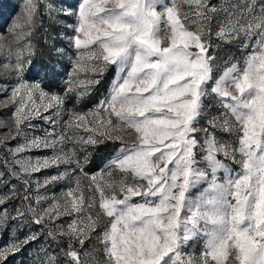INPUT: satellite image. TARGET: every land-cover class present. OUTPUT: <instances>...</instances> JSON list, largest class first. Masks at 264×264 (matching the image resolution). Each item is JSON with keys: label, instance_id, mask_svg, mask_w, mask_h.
I'll return each mask as SVG.
<instances>
[{"label": "snow or ice", "instance_id": "snow-or-ice-1", "mask_svg": "<svg viewBox=\"0 0 264 264\" xmlns=\"http://www.w3.org/2000/svg\"><path fill=\"white\" fill-rule=\"evenodd\" d=\"M42 6V0H25L7 33H0L3 66L18 77L5 104L14 106L11 139L24 137L9 149L7 172H0V186L8 188L0 192V231L29 227L22 238L10 236L0 246V264L31 244L37 245L32 264H84L86 244L99 246L96 264H264V0L227 6L212 0H81L68 46L56 49L60 57L75 49L77 57L60 91L59 61L31 59ZM63 14L73 15L71 9ZM240 40V59L220 54L221 44ZM110 67L116 75L109 95L64 121L65 129L84 128L86 137L57 134L54 127L43 137L24 134L32 119L55 126L68 94L83 101ZM29 71L40 82L29 83ZM80 71L91 76L80 80ZM69 141L73 146L66 150ZM111 143L120 144L117 154L90 175L87 147ZM32 150L52 154L22 155ZM62 165L67 167L59 171ZM48 169L56 174L35 181L37 191L63 180L72 186L41 208L45 197L37 195L33 203L31 177ZM115 171L121 179H113ZM82 179H88L86 187ZM12 180L22 182V196ZM15 199L22 204L9 213ZM62 216L72 217L66 227H49ZM198 239L204 249L196 259L183 250ZM65 240L63 260L44 247L45 241Z\"/></svg>", "mask_w": 264, "mask_h": 264}, {"label": "rangeland", "instance_id": "rangeland-1", "mask_svg": "<svg viewBox=\"0 0 264 264\" xmlns=\"http://www.w3.org/2000/svg\"><path fill=\"white\" fill-rule=\"evenodd\" d=\"M213 3L218 6L223 5L227 6L231 3H236L237 0H212ZM49 3V0H42L41 12H42V24L38 27L37 34L34 38V47L35 53L31 57L34 62L43 63L51 65L55 61H59L58 67L60 68V76L58 77V82H60V88L58 91L62 90L65 87L64 82L67 80V77L71 75L74 71V63L76 60V52L75 49H70L63 57L57 56L56 49L60 47H67L69 44L68 37L72 34L71 25L73 21H75L76 16L75 13L78 9V5L81 3V0H50L52 5L49 10L46 5ZM25 4V0H0V33H7L8 29L15 22L17 16L21 13ZM71 9L73 15L65 16L63 13L67 10ZM221 16L224 13L220 14ZM215 26V25H214ZM194 27V25H193ZM215 40L216 38L213 37ZM218 42V41H217ZM243 43V40L236 41L235 43L224 46L221 44L219 52L222 56H231L237 59H240L243 55V52L240 48V45ZM7 53L0 52V141L7 140V145L0 144V172H7L8 166L5 164V160H7L10 164L13 157L9 153L10 148H14L17 144H21L24 142V137H20L16 140L11 139L12 133L15 131L14 122L12 120V113L14 111V106L10 103L8 106L6 104V98L10 97L11 91L13 87L18 83V77H16L11 68H5L4 58ZM14 59V58H13ZM85 66L89 63L87 59L82 62ZM223 63L221 62V67L217 70V74L223 70ZM115 69L114 67H110L107 73L101 79L99 85H96L93 89H90V95H86L83 101L76 100L75 93H69L68 99L66 100L63 108L64 113L61 118L58 120L55 126L46 123L42 119H32L31 125L29 127L27 125L23 126L24 134L31 138L33 136L43 137L47 132L52 131L53 127L55 128V132L60 134L63 132L65 135H78V136H87L88 133L84 131V128H73V129H65L64 121L68 119V113L71 111L79 112V113H88L90 112L99 101L103 100L106 96L109 95L112 83L115 79ZM35 73L29 71L25 74V79L29 83L40 82L39 77H36ZM91 76V73L87 71H80L78 74V78L80 80H86ZM217 107L213 106L211 108L212 114L217 112ZM222 111V110H220ZM89 120L92 119L91 116L88 117ZM11 130V131H10ZM228 139L229 143H232V139ZM127 142L131 143V138H127ZM73 146L72 142L69 141L65 145V149H70ZM79 147V145H77ZM87 147V146H86ZM119 143H111L106 147L100 150H93L90 147H87L88 152H92L93 155L90 156L92 163L86 167V171L91 174H96L98 171L105 169L108 162L114 158L117 154V150L119 149ZM51 150H32L31 152L24 153V156H30L32 158L35 157H46L50 156ZM81 159H83L84 153L81 152ZM223 159V157H220ZM198 159L202 160V156L198 157ZM230 168L239 171L240 166L238 164H233L231 160L226 161ZM201 167H206V164L201 163ZM67 166H61L59 171H63ZM56 169H48L42 171L40 173H36L31 177L32 180V189L31 194L33 197V203H35V197L37 195L45 197L43 201H41L40 207L46 208L49 204L52 203L53 198H60L62 193L66 191L67 188L71 187L72 184L67 181H58L55 184L48 185L46 188L42 187L37 191L35 181L43 182L44 178L49 175L56 174ZM221 178L223 177V173H220ZM121 174L119 171H115L113 175L114 180L121 179ZM99 179V177H98ZM13 184L16 185L17 189L20 190V195H23V185L19 180H12ZM88 179H82V184L86 187L88 185ZM8 188L4 186H0V192H7ZM199 189L194 190L193 198H195L196 194H198ZM98 196V194H97ZM139 200V198H136ZM63 203V200H60ZM22 201L20 199L12 200L8 206L7 211L12 213L13 208L20 207ZM72 217L70 216H62L59 220L51 223L49 227L57 228L60 225H66L71 222ZM10 224L15 223L14 221H10ZM31 229L36 230V225H31ZM29 231V227H25L23 231H0V246L5 245L9 242L10 236H18L23 237L25 233ZM67 241H45L44 247H46L49 253H55L57 257L61 260L64 259L61 249L65 247ZM79 248V246H76ZM204 249V240L198 239L191 242V244L183 250L186 255L192 256L196 259H199L201 253ZM37 245L31 244L24 247L20 252L16 253L13 256H9L7 260V264H32L33 259L36 255ZM83 253H88L84 255ZM43 253H41V256ZM101 259L99 246L95 244H86L84 249L82 250L81 260L84 264H96V261Z\"/></svg>", "mask_w": 264, "mask_h": 264}]
</instances>
